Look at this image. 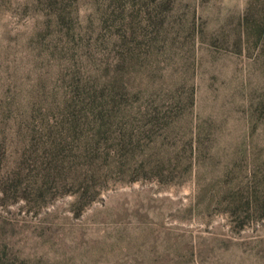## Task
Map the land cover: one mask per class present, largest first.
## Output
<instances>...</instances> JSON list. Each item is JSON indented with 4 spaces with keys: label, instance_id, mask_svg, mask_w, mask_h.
<instances>
[{
    "label": "rangeland",
    "instance_id": "obj_1",
    "mask_svg": "<svg viewBox=\"0 0 264 264\" xmlns=\"http://www.w3.org/2000/svg\"><path fill=\"white\" fill-rule=\"evenodd\" d=\"M0 264H264V0H0Z\"/></svg>",
    "mask_w": 264,
    "mask_h": 264
}]
</instances>
